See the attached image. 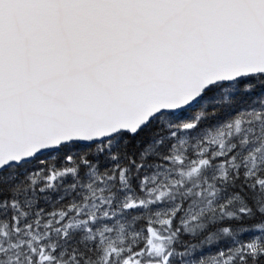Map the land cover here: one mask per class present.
<instances>
[{"label":"snow or ice","instance_id":"snow-or-ice-1","mask_svg":"<svg viewBox=\"0 0 264 264\" xmlns=\"http://www.w3.org/2000/svg\"><path fill=\"white\" fill-rule=\"evenodd\" d=\"M0 264H264V0H0Z\"/></svg>","mask_w":264,"mask_h":264}]
</instances>
